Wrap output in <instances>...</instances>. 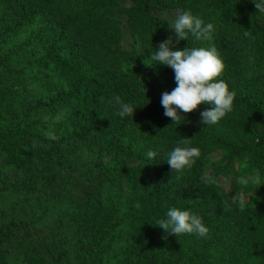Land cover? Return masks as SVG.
<instances>
[{"label":"trees","instance_id":"1","mask_svg":"<svg viewBox=\"0 0 264 264\" xmlns=\"http://www.w3.org/2000/svg\"><path fill=\"white\" fill-rule=\"evenodd\" d=\"M131 1L129 7H123L120 0H0L18 14L14 30L31 20L47 25L48 32L34 31L31 37L41 46L38 64L43 69L50 64L66 75L70 79V95L78 94L82 88L93 94L89 99L90 105L102 103L101 95L106 84L107 88H112L122 81L118 71L122 65L149 59L150 53L158 48L160 36L168 32V24L154 14L156 9H176L178 13L190 10L205 22L213 23V39L196 41L189 36V40L185 38L174 46L217 48L225 64L218 79L224 80L236 93L233 111L216 125H204L200 112L210 105L201 103L191 112H181L182 117L173 122L164 115L161 96L146 83L147 90L142 92L138 89L139 99L135 102L128 95L119 96L123 101L138 106L132 117L121 119L115 104L108 122L110 136L99 140L102 151L114 159H124L128 164L138 161L140 156L130 151V145L121 143L120 132L126 124L136 125L144 119L150 122L156 137L162 141L166 150L162 152L164 155L181 141L187 143L180 146L198 147L201 155L193 167L176 172L166 161H147L139 166V172L136 170L138 167L124 165L125 171L111 160L105 165V170L98 164L101 170L93 176L91 169L87 170L86 174L92 176L90 183L84 181L85 187L74 191L67 184H56L53 174L45 176L41 183L51 192L47 194L44 189L39 190L35 194L37 202H47L51 198L73 205L66 210V223L71 233L76 231L81 242L80 250L88 256L91 264H111L118 259L117 264H264V198L259 204L240 209L232 198V192L241 185L234 177H231L232 190L225 191L222 184L223 177H229L233 158L242 154H247L250 170L264 175V28L258 23L260 14L256 12L253 0ZM123 15L127 17L132 33L140 38L143 51L120 47L118 29ZM223 27L241 29L246 38L240 41L250 42L257 49L252 51V55L248 54V58H243L237 47L238 39L229 37ZM245 59H248L247 63ZM154 68L155 72L171 74L174 78L171 67L154 65ZM88 71L96 73L90 76ZM0 75L9 80L16 79L18 75L23 77V73L17 74L14 69L2 65ZM6 94L5 90L0 91V158L19 165L21 159L29 157L23 139L43 141L41 136L30 130L23 110L13 101L5 102L3 95ZM66 101V97L55 94L49 102H30L27 106H31L26 110L42 107L47 113H52L58 104ZM102 125H105L104 121L95 117L84 119L80 130L67 136L70 148L77 141H86L90 132L96 133ZM46 141L49 144V140ZM51 149L46 158L34 162L40 172L58 167L74 168L72 150L55 144ZM218 150L226 153V163L209 171L216 182L205 185L200 179L203 161ZM47 162H51L50 166L43 167ZM125 172L132 175L127 176ZM31 184L32 180L26 178L23 185L30 191ZM24 190L12 187L11 193L18 195ZM108 203L112 207L113 227H107L104 222L110 216L106 213L109 209L105 208ZM173 206L201 216L209 228L207 236L198 238L183 234L178 237L149 223L164 218L168 208ZM128 209L131 211L128 219L130 230L141 243L142 258L137 262H122L119 257L112 256L109 260L108 253L116 237L115 228L117 224L127 222L119 218L118 213H125ZM13 235L10 228L0 222V264H17L10 260L9 251L3 246ZM132 253L129 248L124 255L131 256ZM27 254L31 264H67L64 257L69 256L67 249L61 246L54 248L49 261L37 252Z\"/></svg>","mask_w":264,"mask_h":264},{"label":"rangeland","instance_id":"2","mask_svg":"<svg viewBox=\"0 0 264 264\" xmlns=\"http://www.w3.org/2000/svg\"><path fill=\"white\" fill-rule=\"evenodd\" d=\"M131 4V0H120V5L123 7H129ZM154 14L165 19L168 24L179 13L176 9H156ZM17 20L18 14L14 10L8 9L4 2H0V65L14 69L17 74L23 73V77L18 75L16 79L11 80L0 75V91L5 90L7 93L3 95L5 102L13 101L15 105L20 107V110H23L26 123H30L28 124L31 126L30 130L33 134L41 136L43 142L24 138L23 142L27 145L29 157L21 159L19 165L9 159L0 158V222L4 226H8L14 234L3 243V246L9 251L10 260L17 264H31L27 254L30 251L39 253V256L49 261L52 259L54 248L60 246L68 251L69 256L64 257L67 264H91L88 256L80 250L81 242L77 238L76 231L71 233L66 223V210L73 208V205L51 198L47 202H37L35 194L41 189L50 194V188L43 186L41 182L45 176L50 177L51 174H53L52 179L56 180V184L64 183V186L67 184L73 191L76 188L81 189L85 187L84 181L87 184L90 183L92 176L100 172L101 169L98 164L102 165L105 170V165L111 160H115L119 164L120 170L126 171L125 166L128 168L138 167L136 170L139 172L141 169L139 166L149 161L144 157V153L148 150L159 153L154 162H165L166 155L162 153L166 152L164 145L156 137L148 120L142 119L136 125L126 124L120 132L121 143L130 145V151L136 152L140 156L136 162L128 164L119 157L117 159L112 158L102 151L99 140L110 136L108 122L114 111L116 104L114 98L116 96L128 95L135 102L136 99H139L138 89L142 92L147 90L146 83L152 85V90L162 96V93L166 91L171 92L176 87V82L171 74L157 73L154 66H146L144 61L148 62L149 59L124 64L118 70L122 81L112 88H107L108 84H106L105 91L101 95L103 96L102 103L95 102L90 105L89 99L93 94L84 91V88L81 87L82 90L78 94L70 95V79L66 75L50 64L45 69L38 64L42 52L41 46L31 37L34 31L48 32L47 25L40 21L31 20L23 24L18 30H14ZM258 23L260 27L264 28V15L258 16ZM118 30V40L122 49L143 51L140 38L132 33L127 24V17L124 15L120 18ZM222 30L229 37L235 36L238 39L237 47L243 58H248V54L252 55V51L257 49L255 45H250V42L240 41V39L246 38L241 29L223 27ZM169 38L172 39L173 45L180 43V40L177 41L174 30L168 24V32L160 36V40L162 42ZM256 43L258 46V41ZM244 61L247 63L248 59ZM94 73L96 72L88 71L90 76ZM117 79L118 77L115 78V81ZM55 94L67 98L66 102L56 106L55 112L47 113L42 107L39 109L32 108L30 111L26 110V107L31 106H27L30 102H49ZM115 108L118 110V107ZM93 117L104 121L105 125L98 127L96 133L91 131L86 141H77L75 146L70 148L66 141L67 136L75 130H80V123L84 119ZM49 132L54 134L56 139L49 140L48 144L46 134ZM59 142L65 143L59 144ZM53 144L57 147L67 146L73 151L72 155L75 159L73 169L58 167L51 168L49 171L40 172L38 170L39 167L34 162L43 159V157L46 158L48 152H52L51 146ZM161 147L164 150L159 149ZM225 154L222 150L209 154L203 161L202 175L208 174L212 168L218 165L225 164ZM50 164L51 162H47L43 167H48ZM229 168V177L226 176L222 179L224 190H232L231 177H234L241 185L237 191L234 192L233 190L232 192V198L239 205V208L259 204L264 198V194H262L264 178L259 184L256 183L257 175L261 174L250 170L247 154L234 157ZM89 169L93 173L91 177L86 174ZM104 170L102 171L104 172ZM125 174L127 176L132 175L126 172ZM26 178L32 180L30 191L26 190V186L23 185ZM12 187H22L25 190L18 192L17 195V193H11ZM105 208L109 209L106 213L110 215V211L112 212L110 203ZM118 215L119 218H124L127 222L119 223L115 228L116 237L112 250L108 253L109 260L112 256H116L122 262L125 260L128 262L131 260L140 261L142 258L141 243L136 240L137 237L130 230L128 221L131 211L128 209L125 213L119 212ZM104 222L107 227H113L112 215L107 216ZM129 248L134 253L131 256L124 255ZM117 261L111 264H117Z\"/></svg>","mask_w":264,"mask_h":264},{"label":"clouds","instance_id":"3","mask_svg":"<svg viewBox=\"0 0 264 264\" xmlns=\"http://www.w3.org/2000/svg\"><path fill=\"white\" fill-rule=\"evenodd\" d=\"M253 3L256 12L264 15V0H253ZM168 24L174 30L177 41L185 38L189 40V36L196 41H211L215 34L213 23L205 22L190 10L181 11ZM148 57L149 61H144L146 66L164 65L171 67L174 72L176 87L171 92L162 93L160 101L164 115L173 122L182 117L181 112H191L201 103L210 105L200 112L201 123L204 125H216L233 111L236 93L224 80L218 79L224 71L225 64L216 47L178 48L169 38L162 41ZM114 99L121 119L134 115L138 105L123 101L119 96ZM46 138L55 140L56 136L49 132ZM186 143V141L179 142L166 154L164 160L173 171L190 170L201 155L198 147L180 146ZM158 156L159 153L154 150L144 153L145 159L149 161H155ZM262 178L264 176L257 175L256 183L259 184ZM200 179L205 185L216 182L215 177L207 173ZM149 223L178 237L188 234L200 238L206 237L209 232L201 216L175 206L168 208L164 218Z\"/></svg>","mask_w":264,"mask_h":264}]
</instances>
